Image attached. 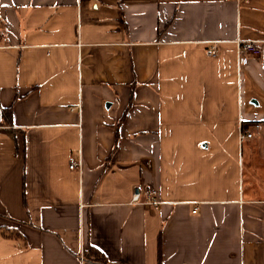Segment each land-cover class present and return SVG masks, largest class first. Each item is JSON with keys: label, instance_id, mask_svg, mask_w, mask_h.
<instances>
[{"label": "crops", "instance_id": "crops-1", "mask_svg": "<svg viewBox=\"0 0 264 264\" xmlns=\"http://www.w3.org/2000/svg\"><path fill=\"white\" fill-rule=\"evenodd\" d=\"M0 264H264V0H0Z\"/></svg>", "mask_w": 264, "mask_h": 264}, {"label": "built area", "instance_id": "built-area-1", "mask_svg": "<svg viewBox=\"0 0 264 264\" xmlns=\"http://www.w3.org/2000/svg\"><path fill=\"white\" fill-rule=\"evenodd\" d=\"M228 1L234 2L237 5H239L242 2V0H228ZM208 55L212 57L216 55L215 46H212L210 48ZM259 55H260V51L257 48L254 41L239 42L238 49H237L238 69L244 68L247 65L251 57L252 58L259 57ZM250 126H253L256 130L260 129L259 124L241 125L238 131V137L240 141H244V140L252 138L253 135L251 133ZM69 169L78 170L80 172L82 170L81 159L79 158V160L77 161L74 159H71L69 162ZM133 200L140 202L141 205L145 206L146 208H153V207L155 208L160 205V203L156 199V192L151 189L146 190L143 194L140 191H137L133 196ZM192 213L194 214L195 210L192 211Z\"/></svg>", "mask_w": 264, "mask_h": 264}, {"label": "trees", "instance_id": "trees-1", "mask_svg": "<svg viewBox=\"0 0 264 264\" xmlns=\"http://www.w3.org/2000/svg\"><path fill=\"white\" fill-rule=\"evenodd\" d=\"M7 113H8V115H9V112H5V111H3L4 118L6 117ZM99 261H100V262H103V260H99Z\"/></svg>", "mask_w": 264, "mask_h": 264}]
</instances>
